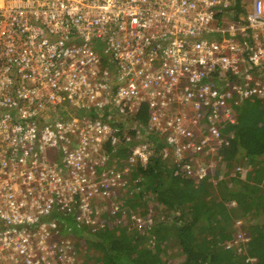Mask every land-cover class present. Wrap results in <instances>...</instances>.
I'll return each mask as SVG.
<instances>
[{
  "label": "built area",
  "instance_id": "obj_1",
  "mask_svg": "<svg viewBox=\"0 0 264 264\" xmlns=\"http://www.w3.org/2000/svg\"><path fill=\"white\" fill-rule=\"evenodd\" d=\"M241 4L237 17L235 0H0V264H90L54 215L124 226L152 135L175 177L216 182L235 110L264 101V0ZM242 226L219 244L255 264Z\"/></svg>",
  "mask_w": 264,
  "mask_h": 264
},
{
  "label": "trees",
  "instance_id": "obj_2",
  "mask_svg": "<svg viewBox=\"0 0 264 264\" xmlns=\"http://www.w3.org/2000/svg\"><path fill=\"white\" fill-rule=\"evenodd\" d=\"M244 7L241 0H235L237 17L244 14ZM235 114L238 122L230 127L234 137L229 146L220 149L223 166L214 176L216 182L206 180L197 187L192 180L175 177L173 164L162 160L161 138L152 135L149 141L156 155L147 166L136 170L139 182L130 185L122 196L128 206L124 226L118 227L114 221L112 227L90 233L71 216L54 215L66 222L77 238L86 241L85 255L90 264H166L160 253L175 243L183 256L177 264H245L237 248L226 250L219 244L233 238L237 221L243 223L241 231L250 239L241 249L256 260L255 264H264V101L246 102ZM137 122H148L145 106ZM128 153L127 146L120 149L122 156ZM241 163L253 172L246 181L236 172ZM233 173L235 177H231ZM223 175L233 179H221ZM138 188L130 196L129 191ZM146 193L152 196L158 212L151 222L144 218L139 225L129 217L147 213Z\"/></svg>",
  "mask_w": 264,
  "mask_h": 264
},
{
  "label": "rangeland",
  "instance_id": "obj_3",
  "mask_svg": "<svg viewBox=\"0 0 264 264\" xmlns=\"http://www.w3.org/2000/svg\"><path fill=\"white\" fill-rule=\"evenodd\" d=\"M148 196V197H147ZM146 202L148 203V208L150 210H152L153 214H156L158 212V208H155L154 203L152 201V196L148 195L146 193ZM128 207V206H127ZM154 211V212H153ZM164 213V212H163ZM177 245L175 244H170V246H168L167 248H165L164 250H162V252L160 253V256H162V258L164 259V261H166V264H177L179 262L182 261L183 256L180 255L179 251L177 250Z\"/></svg>",
  "mask_w": 264,
  "mask_h": 264
},
{
  "label": "crops",
  "instance_id": "obj_4",
  "mask_svg": "<svg viewBox=\"0 0 264 264\" xmlns=\"http://www.w3.org/2000/svg\"><path fill=\"white\" fill-rule=\"evenodd\" d=\"M237 169H241V171L239 172ZM237 169H236V172H238V174H240L239 179L242 180V181H246V180H247V175H250L251 173H253V172L251 171V169H247V168L244 166V164H242V163L240 164V166H239ZM218 173H219V171H218ZM234 174H235V173L231 174V177H235ZM224 175H225V174H224ZM224 175H223V177H222L221 179H224V180H226V181L233 179V178H231V177H229V176H224ZM253 177H255L254 174H253ZM253 177H252V178H253ZM249 180H250V179H249ZM251 181L253 182L254 180L251 179Z\"/></svg>",
  "mask_w": 264,
  "mask_h": 264
}]
</instances>
